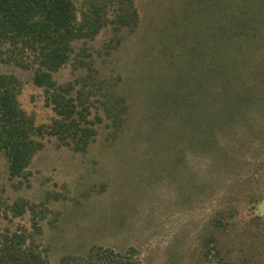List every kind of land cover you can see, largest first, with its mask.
<instances>
[{
	"label": "rangeland",
	"instance_id": "obj_1",
	"mask_svg": "<svg viewBox=\"0 0 264 264\" xmlns=\"http://www.w3.org/2000/svg\"><path fill=\"white\" fill-rule=\"evenodd\" d=\"M132 1L142 31L113 22L130 0L102 3L108 22L93 37L75 38L67 61L52 72L56 84H74L73 117L61 118L49 99L53 90L34 83L33 69L0 61V73L23 82L18 99L39 142L18 176L11 175L0 151V230L24 234L26 245L50 264H65L67 255L93 246L127 254L138 264H264V104L253 105L251 127L241 120L237 129L219 133L230 164H218L213 151L199 152L188 144L182 147L185 169L173 173L156 162L168 153L161 144L150 149L145 143L158 130L156 109L164 91L146 85L136 132L140 71H147L139 42L158 21L168 24L166 18L182 9L191 14L203 5L198 0ZM74 3L79 22L88 3ZM108 89L130 105L120 128L114 123V101H106ZM57 122L60 130L52 128ZM85 130L86 143L79 142ZM20 198L25 203L17 214Z\"/></svg>",
	"mask_w": 264,
	"mask_h": 264
},
{
	"label": "trees",
	"instance_id": "obj_2",
	"mask_svg": "<svg viewBox=\"0 0 264 264\" xmlns=\"http://www.w3.org/2000/svg\"><path fill=\"white\" fill-rule=\"evenodd\" d=\"M114 1L86 0L88 9L78 22L74 0H0V61L33 69L34 83L45 86L46 92L53 90L49 99L62 119L75 115L74 84H56L52 72L67 61L75 38L93 37L108 22L102 6ZM198 2L203 8L191 12L186 3L191 14L182 9L173 19L166 18L168 24L158 21L144 30L139 42L147 55V71H140L144 74L141 97H136V132L145 110L143 92L146 85L154 84L164 96L156 109L158 130L145 145L152 149L161 144L168 155L155 161L168 165L173 173L187 167L186 144L199 152L213 151L218 164H230L231 153L220 143L219 133L237 129L241 120L251 127L253 105L264 104V0ZM128 4L113 22L127 23V29L136 27L140 32L133 1ZM22 84L16 75L0 73V151L12 176L23 173L39 147L33 138L34 124L18 99ZM106 97L116 105L114 123L120 128L125 121L122 113L126 118L130 105L110 89ZM61 123L52 128L60 130ZM87 135L85 130L78 141L86 143ZM15 203V213H22L25 200ZM5 231L0 230V264H50L36 247L26 245L24 234ZM64 259L65 264H138L127 254L100 246Z\"/></svg>",
	"mask_w": 264,
	"mask_h": 264
}]
</instances>
